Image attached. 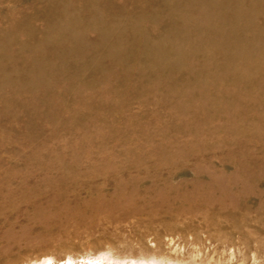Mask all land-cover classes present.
Here are the masks:
<instances>
[{
  "label": "rangeland",
  "instance_id": "rangeland-1",
  "mask_svg": "<svg viewBox=\"0 0 264 264\" xmlns=\"http://www.w3.org/2000/svg\"><path fill=\"white\" fill-rule=\"evenodd\" d=\"M97 258L264 264V0H0V264Z\"/></svg>",
  "mask_w": 264,
  "mask_h": 264
},
{
  "label": "bare ground",
  "instance_id": "bare-ground-1",
  "mask_svg": "<svg viewBox=\"0 0 264 264\" xmlns=\"http://www.w3.org/2000/svg\"><path fill=\"white\" fill-rule=\"evenodd\" d=\"M103 259H105V258H103ZM108 259H109V258H108ZM97 260H98V261H95V262L92 261L91 264H106V263H104L103 261H101L100 258H99V259L97 258ZM45 262H46V261H45ZM154 263H155V262H154ZM154 263H153V264H154ZM156 263H157V262H156ZM34 264H40V263L37 262V263H34ZM41 264H43V263H41ZM44 264H45V263H44ZM109 264H110V263H109ZM114 264H115V263H114ZM132 264H141V263L133 262Z\"/></svg>",
  "mask_w": 264,
  "mask_h": 264
}]
</instances>
